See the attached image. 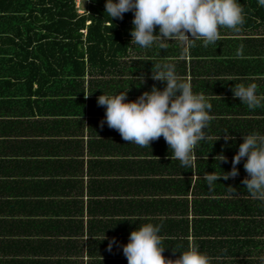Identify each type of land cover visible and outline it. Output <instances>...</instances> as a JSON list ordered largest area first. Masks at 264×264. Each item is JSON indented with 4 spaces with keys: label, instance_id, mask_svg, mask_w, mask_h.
<instances>
[{
    "label": "trees",
    "instance_id": "16d2710c",
    "mask_svg": "<svg viewBox=\"0 0 264 264\" xmlns=\"http://www.w3.org/2000/svg\"><path fill=\"white\" fill-rule=\"evenodd\" d=\"M83 2L81 8L84 13H80L77 0H0V264H128L122 250V245L128 242L121 238L110 237L112 232L109 230L105 231L111 234L106 236L107 240L102 238L94 240L93 235L102 230L97 226L89 232L83 218L80 220L81 227H76V230L71 232L56 228L42 229L40 226L42 218L34 215L35 210L42 209L43 212L58 213L61 201L55 203L48 200L31 204L33 200L29 203L24 200L20 202L15 197L9 200L5 195L9 190L11 192L13 189H19L25 192V195L30 193L35 195L38 191L43 196H49L47 192L54 195L59 188L58 183L44 188L43 182H37L38 185L36 181L33 184L32 181L26 180L27 177L38 173V166L27 163L23 159H16L18 156L15 154L19 149L15 145V139L22 137L19 136V131L27 122L15 119L38 118L36 125L28 128L31 133L21 134L35 135L36 138L42 139L28 142L50 145L56 141L58 144L65 145L62 146L63 150L69 151L68 138L73 135L77 137L80 132L82 136L85 132H87L86 137L89 136L91 124H93L87 112L88 103L93 101L89 95L98 97L103 93L118 94L117 88L113 85L114 80L109 79L108 74H111L113 79L124 74H130L129 77L137 75L146 77L147 72L152 75L155 65L168 63L165 59L173 57L176 52L183 53L179 41H169L167 49H160L159 38L149 48L135 45L130 42L132 39L130 29L133 27L132 12L125 13L122 20L111 21L105 13V0H83ZM240 3L244 8L246 21L237 29L245 33V38L241 39V46L245 48L249 46L248 48L252 49L242 63H249L250 70L253 69L249 71L250 78L256 73L254 70H258L256 75L258 78L256 76L254 80L251 78V82L257 84L258 94L264 95L262 58L264 37L257 39L248 34L252 30L264 29V8L258 6L257 0H240ZM156 31L158 32V28ZM255 41L257 43L254 45ZM201 42L203 41H195L190 49ZM216 43L224 46L225 41L219 39ZM213 45L210 44V46ZM250 56L252 60L257 61V64L250 60ZM89 75L92 77L90 83L87 80ZM104 78L108 80H101ZM162 83H156L157 87L163 89L165 83ZM133 89L137 88L133 87ZM142 89L140 87V90ZM142 91L143 93L147 91V87L145 86ZM134 96L139 97L140 94L135 92ZM238 101L241 104V115L244 116L239 129L242 139L243 135L252 132L264 135V108L250 110L247 105ZM211 105V110H214L213 104ZM101 108L104 107L101 106ZM51 132H55V135ZM56 137H60L61 140H56ZM12 138H14L13 141H11ZM43 139H46L45 142ZM48 148L47 154L51 150L50 147ZM229 164H231L230 161ZM243 164L244 160L237 165L239 175L234 180L235 188L243 187L241 177L247 176ZM225 167L222 165V168ZM158 172L157 175H159ZM166 181L168 180L156 181V190L157 183ZM253 200L255 201L245 198L211 200L202 207L203 215L209 217L207 220H202L204 223H201L200 218L194 219L190 225L186 214H182L179 220L156 221V225H161L160 235L163 246L166 247L163 252L164 257L174 261L179 258V252L186 251L190 246L195 245L213 258L212 264H260V258L264 257V242H252L251 238L264 236V202L258 199ZM162 201H164L163 204L172 202L161 199L156 193V210L161 208ZM62 203L66 205L64 201ZM183 206H179V208L182 207L181 209L176 208V213L178 211V213H184ZM21 213L28 214L26 217L30 219L25 224L27 229L21 226H12L8 230L2 228L3 224L12 222L8 218H15L18 216L16 214ZM217 214L221 215L220 220L217 219ZM230 214L234 217L241 215L243 218L241 229H244V239L233 242L222 238L225 228L229 226L226 227L228 220L226 217ZM36 217L39 219L34 220ZM168 217L173 218V215H166V218ZM16 222L12 224L18 225ZM71 222L78 223L76 220ZM228 222L238 223L237 219ZM183 223L187 225H182ZM81 229L83 231L81 236H87L88 242H82L79 245L80 242H74L70 236H78ZM191 233L193 242L189 240ZM50 234L60 238L49 239ZM24 237L28 238L24 239ZM112 238H115L117 243L113 244L109 251V241ZM246 239L249 242H246ZM63 251L67 254L61 253ZM72 254L79 258L72 260L70 257ZM56 256L59 257L52 259ZM216 257L221 259L217 261Z\"/></svg>",
    "mask_w": 264,
    "mask_h": 264
},
{
    "label": "crops",
    "instance_id": "0c3cea01",
    "mask_svg": "<svg viewBox=\"0 0 264 264\" xmlns=\"http://www.w3.org/2000/svg\"><path fill=\"white\" fill-rule=\"evenodd\" d=\"M229 30L231 32L226 28L220 30L222 34L220 39L225 41L224 46L215 43L213 46L209 44L204 47L203 42H201L196 43V47L185 51V46L179 42V45L182 46V55L179 54L180 52H176L173 57L165 59L175 66L180 78L191 83L194 93L205 95L208 102L214 106V110L210 112L209 126L205 130L206 139L201 141L195 148L194 163L190 169H184L178 160L170 159L169 146L162 136L158 140L152 141L150 147H140L134 143L124 141L119 132L109 128L106 123L103 128L100 122L104 119L105 108H101L97 104V96L89 95L91 100L94 101L87 105L89 120L93 123H90L89 136L86 137L87 132L82 136L79 130L80 135H77V137L73 135L68 138L69 151L63 150L62 146L65 145L63 143L58 144L56 141V144L50 143V145H47L49 143L38 145L37 143L28 142L29 140L34 141L41 138L37 137L39 138L37 139L35 135H22L24 132L31 133L28 128L36 125V122L39 121L38 118L18 117L19 119H15L27 122L19 131V136L22 137L15 139V145L19 149L15 154L18 156L16 159H23L27 163L30 162L32 165L38 166V173L27 177L26 180L32 181L33 184H35V181L36 183L43 182L44 188L50 185L52 187L58 183L59 188L54 195L47 192L49 196H43L38 191L35 195L32 193L25 195L22 190L13 189L5 194L6 198L12 200L15 197L20 202L24 200L28 203L33 200L34 202L31 204L48 200L55 203L61 201L58 213L56 211L43 212L42 209L35 210L34 215L42 218L40 224L42 229L56 228L57 230H70L71 232V230H76V227H81L80 220L83 218L84 225L89 232H92L94 227L97 228V226L102 230L93 235L94 240L105 239L110 234L105 231L109 230L112 232L110 237L121 238L125 242H128L131 231L138 226L146 223L156 225V221L160 219L174 221L175 219H181L182 214H186L190 225H192L194 219L200 218L201 223H204L202 220H207L209 217L203 215L204 209L202 207L206 206V203L211 200L245 198L255 201L253 200L255 198L248 194L245 185L240 188L233 187L236 184L234 180L237 177L228 180L221 178L212 188L207 186L204 179L206 172L215 171L217 175H223L224 172L231 170L232 163L229 164V161H232L241 140H243L239 129L244 117L241 115L239 99L233 96L232 88L234 85L253 83L251 78L254 80L258 74V70H254L256 73L250 78L249 71L253 69L250 70L249 63H242L252 50L248 48L249 46L247 48L241 46V39L245 38V33L239 32L237 29ZM248 34L252 38L259 39L264 37V29L252 30ZM257 41L253 44L255 45ZM262 58L264 61V54ZM250 60L257 64V61L252 60L251 56ZM155 71L156 68L153 72ZM129 75L124 74V76L121 75L113 79L112 75L108 74L109 79L114 80L113 85L117 88L118 94L122 91H128V101L138 98L137 96L133 97L135 92L142 95L145 86L147 91H150L153 85L157 86L156 83H161V81H154L151 78L152 75H149L148 72L146 77L139 75L129 77ZM87 80L90 83L92 77L89 75ZM133 87L137 89H133ZM140 87L143 89L140 90ZM160 89L162 90V88ZM30 122L33 124H28ZM225 132H229L235 139L226 142L223 134ZM51 133L55 135V132ZM59 138L56 137V140H61ZM13 140L14 138L11 139V141ZM76 140L80 142L77 143ZM24 142L26 143L24 144ZM48 147L51 149L49 154H47ZM53 148L54 150H52ZM221 152L227 157V162H221L219 165V161H216L215 157ZM222 165L226 167L222 168ZM67 166L69 167L66 168ZM219 169L220 172L218 173ZM156 171H159V175L156 174ZM241 178L244 179V177ZM164 179L168 181L157 183L156 190V181ZM39 183L37 184L39 185ZM156 193L161 199L171 200L172 202L163 204L164 201H162L161 208L159 207L156 210ZM63 201L66 205L62 203ZM181 205H184V213H178L179 211L176 213L175 209ZM254 213L256 214V211ZM169 214L173 215V218H166V215ZM16 215L18 216L15 218H8L10 222L12 221L11 223L3 224L2 228L4 230L10 229L12 226H21L23 229L28 228L25 226L26 222L30 220L26 217L28 214ZM39 217L34 218V220L39 219ZM220 218L221 215L217 214V219L220 220ZM226 218L228 219H226V227L229 226L225 228L226 231L222 238H227L233 242H236L237 239H244V229H241L243 225L241 215L234 217L230 214ZM235 219L238 221L237 224L228 222ZM71 220H76L78 223L73 224ZM14 221H17L18 225L12 224ZM182 225L187 224L183 223ZM82 232L81 229L78 236L72 235L70 239L74 242H80L79 245L82 242H88L87 236H81ZM27 238L24 237V239ZM48 238L58 240L60 237L50 234ZM251 239L252 242H264V236H254ZM189 240L190 242L194 241L192 233ZM79 245L78 249L80 250ZM61 248H63V244H61ZM61 253L67 254L66 251ZM255 253L257 254V251ZM57 257L59 256L52 257V259ZM70 257L72 260L79 258L74 254ZM255 259H258V257H255Z\"/></svg>",
    "mask_w": 264,
    "mask_h": 264
},
{
    "label": "clouds",
    "instance_id": "9594fccd",
    "mask_svg": "<svg viewBox=\"0 0 264 264\" xmlns=\"http://www.w3.org/2000/svg\"><path fill=\"white\" fill-rule=\"evenodd\" d=\"M257 4L264 8V0H257ZM127 12L133 13L130 42L141 48L151 47L157 38L160 49H167L169 41L181 42L185 51L198 40L207 47L220 39L222 28L236 30L246 22L240 0H105V13L111 21L122 20ZM155 68L151 78L165 83L162 90L153 85L150 91L133 101L127 100L128 91L116 95L103 93L97 97V104L105 108L101 126L106 123L118 131L124 141L140 147H150L152 141L163 136L169 146L170 159L190 169L195 148L206 139L212 105L205 95L193 92L191 83L178 76L173 64H159ZM257 88L255 83L234 85L232 93L250 110L264 108V95L258 94ZM223 134L226 142L235 139L229 132ZM215 160L220 165L227 162V157L221 152ZM242 160L247 173L242 184L251 197L264 202V135L258 132L243 135L229 172L223 171V175L206 172L207 186L212 188L221 178L228 180L238 176L237 165ZM160 232L161 225L153 223L131 231L128 243L122 245L128 264H212L213 258L195 245L179 252V258L174 261L166 259ZM116 243L112 238L108 250ZM220 259L216 257L217 261ZM260 264H264V257L260 258Z\"/></svg>",
    "mask_w": 264,
    "mask_h": 264
},
{
    "label": "built area",
    "instance_id": "2783aa9c",
    "mask_svg": "<svg viewBox=\"0 0 264 264\" xmlns=\"http://www.w3.org/2000/svg\"><path fill=\"white\" fill-rule=\"evenodd\" d=\"M83 2V0H77V7L79 8V12L80 13H84V10L81 8L82 7V5H81V3Z\"/></svg>",
    "mask_w": 264,
    "mask_h": 264
},
{
    "label": "rangeland",
    "instance_id": "374dc122",
    "mask_svg": "<svg viewBox=\"0 0 264 264\" xmlns=\"http://www.w3.org/2000/svg\"><path fill=\"white\" fill-rule=\"evenodd\" d=\"M83 4H84V2L81 3V5H83Z\"/></svg>",
    "mask_w": 264,
    "mask_h": 264
}]
</instances>
